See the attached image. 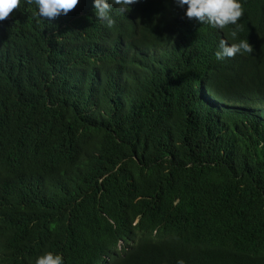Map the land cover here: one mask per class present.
Masks as SVG:
<instances>
[{"label":"trees","instance_id":"1","mask_svg":"<svg viewBox=\"0 0 264 264\" xmlns=\"http://www.w3.org/2000/svg\"><path fill=\"white\" fill-rule=\"evenodd\" d=\"M241 2L235 41V26L146 3L154 47L190 25L214 56L221 39L247 40L223 73L190 60L177 33L165 54L121 53L126 16L105 26L92 0L51 21L21 0L0 21V264L46 251L64 264H264V0ZM62 28L75 57L59 53ZM95 59L113 60L94 66L106 77ZM121 64L133 88L111 75Z\"/></svg>","mask_w":264,"mask_h":264},{"label":"clouds","instance_id":"2","mask_svg":"<svg viewBox=\"0 0 264 264\" xmlns=\"http://www.w3.org/2000/svg\"><path fill=\"white\" fill-rule=\"evenodd\" d=\"M177 8L184 11V15L188 18L189 23L198 25L207 24L214 29H224L226 26H235L230 35L233 41L238 39L240 24L238 21L244 14L241 0H173ZM27 5H34L39 17L44 20H54L55 18L66 15L72 16L79 12L81 6H77L79 0H24ZM93 7L91 12L94 18L101 24L112 27L117 22L119 14L126 16L127 30L123 35L122 41L117 50L121 53H132L138 58L152 57L155 53L165 54L166 45L174 33L179 35V41L185 55L197 65L204 62L207 66L206 71L210 73H223V60L232 58L237 54L251 52L252 47L247 40L240 39L239 42L229 43L225 39L219 41L218 50L213 55L214 47L206 50H197L194 45L198 42L199 32L197 26L190 25L188 30L175 32L169 29L160 43L153 46L149 40L147 32V22L153 18H157L158 14L148 8L147 0H92ZM21 4V0H0V21H4L9 17L14 9ZM76 7V8H75ZM160 7V5H159ZM75 8V9H74ZM161 9V7H160ZM72 10V11H71ZM71 11V12H69ZM162 11V9H161ZM186 21V22H187ZM187 22V23H188ZM66 42L63 47L59 48L61 56L75 57L77 56L78 44L72 38V30L62 28ZM79 61V60H77ZM113 60H97L90 61L87 65L93 70L98 78L106 77L103 73L98 72L94 67L100 63H106ZM136 71L125 65H117L111 75L120 78L123 83L133 88L136 84ZM60 83L65 84L63 80ZM206 87L210 88L208 82ZM201 84H198L200 88ZM203 96L214 98L211 93H201ZM122 246H127L121 242ZM35 264H64V258L61 254L46 251L35 259ZM177 264H185L183 260H178Z\"/></svg>","mask_w":264,"mask_h":264},{"label":"bare ground","instance_id":"3","mask_svg":"<svg viewBox=\"0 0 264 264\" xmlns=\"http://www.w3.org/2000/svg\"><path fill=\"white\" fill-rule=\"evenodd\" d=\"M253 46V45H252Z\"/></svg>","mask_w":264,"mask_h":264}]
</instances>
